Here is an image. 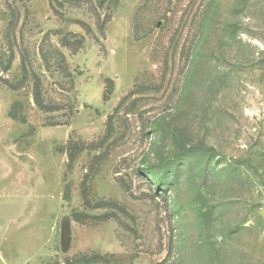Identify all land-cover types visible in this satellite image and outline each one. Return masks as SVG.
Segmentation results:
<instances>
[{
    "label": "rangeland",
    "instance_id": "obj_1",
    "mask_svg": "<svg viewBox=\"0 0 264 264\" xmlns=\"http://www.w3.org/2000/svg\"><path fill=\"white\" fill-rule=\"evenodd\" d=\"M0 264H264V0H0Z\"/></svg>",
    "mask_w": 264,
    "mask_h": 264
}]
</instances>
